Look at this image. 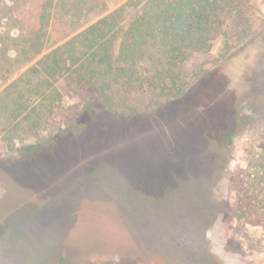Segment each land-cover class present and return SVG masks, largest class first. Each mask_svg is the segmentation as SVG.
<instances>
[{
	"label": "rangeland",
	"instance_id": "374dc122",
	"mask_svg": "<svg viewBox=\"0 0 264 264\" xmlns=\"http://www.w3.org/2000/svg\"><path fill=\"white\" fill-rule=\"evenodd\" d=\"M241 4L240 32L187 62L188 101L151 107L138 123L102 118L29 153L104 109L61 77L41 135L0 132V264H264V0ZM33 13L30 0H0L6 69L31 65L21 51Z\"/></svg>",
	"mask_w": 264,
	"mask_h": 264
},
{
	"label": "trees",
	"instance_id": "16d2710c",
	"mask_svg": "<svg viewBox=\"0 0 264 264\" xmlns=\"http://www.w3.org/2000/svg\"><path fill=\"white\" fill-rule=\"evenodd\" d=\"M30 2L35 13L29 16L35 24L27 30L28 44L21 53L31 65L25 71L0 65V132L12 139L22 127L41 135L47 128L46 113L53 112L51 104L62 99L53 82L61 77L70 78L83 97L93 96L105 110L94 112L86 125L78 121L81 114L61 132L51 133L44 144L26 145L29 153L40 152L58 138H71L75 131L85 132L102 118L138 123L149 116L151 107L188 101L197 88L185 74L187 62L195 54L210 52L216 39L243 28L241 0H126L115 8L107 0ZM3 48L0 53L10 60ZM12 74L19 75L8 82ZM142 93L153 96L149 103L140 104ZM85 100L80 113L93 102ZM234 137L233 132L225 134L229 144ZM218 158L216 185L224 174L219 151ZM216 213L203 221V233ZM57 264L67 263L61 258Z\"/></svg>",
	"mask_w": 264,
	"mask_h": 264
}]
</instances>
